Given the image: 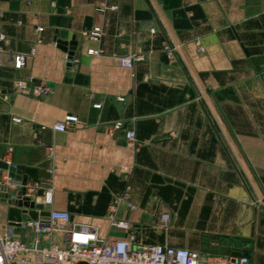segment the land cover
Here are the masks:
<instances>
[{"label":"crops","instance_id":"1","mask_svg":"<svg viewBox=\"0 0 264 264\" xmlns=\"http://www.w3.org/2000/svg\"><path fill=\"white\" fill-rule=\"evenodd\" d=\"M95 26L102 35L89 38ZM0 31L12 52L35 48L22 68L0 66V160L26 176L33 200L51 181L43 210L67 211L99 238L264 264V0H0ZM72 37L68 60L55 38ZM130 54L142 59L121 66ZM37 84L49 92L34 95ZM67 114L75 129L53 130ZM8 177L0 170L12 194L21 185ZM8 207L0 202V236L12 227L28 245L65 243L27 213L9 227ZM21 257L14 264H43Z\"/></svg>","mask_w":264,"mask_h":264},{"label":"built area","instance_id":"2","mask_svg":"<svg viewBox=\"0 0 264 264\" xmlns=\"http://www.w3.org/2000/svg\"><path fill=\"white\" fill-rule=\"evenodd\" d=\"M104 7V4H102L98 8L103 11ZM111 8L116 9L117 7L111 6ZM150 31L154 32V29L152 28ZM101 35L102 30L99 26L93 27L87 33L89 38L94 39L99 38ZM4 41L5 35L0 31V66L3 64L4 58H6L14 67L22 68L26 64L27 59L35 53V48H31L28 53L12 52L3 46ZM164 49L169 55L173 54L174 47L171 45L166 44ZM88 53L99 54L100 50L90 48ZM141 59V55L130 54L119 57V63L121 66L130 67L135 60ZM32 91L34 95L42 96L49 92V88L43 84H37ZM98 105L95 104V106ZM78 122V117L75 114H67L61 120L52 124L51 128L59 132H70L75 129ZM121 127V121H116L113 124L114 129H120ZM124 134L126 138L131 140L135 136L132 130H126ZM48 172L51 173L52 170L48 169ZM8 179H13L15 182L18 181L20 183L19 180L10 176ZM47 184L48 190L43 193L44 204H49L51 201V192L49 191L52 188L51 181H47ZM25 186V195L31 197L30 195L35 191L34 186H30L27 183ZM160 217L163 220H168L170 214L162 212ZM111 225L116 230L125 233L130 227L129 222L126 220H112ZM35 228L38 231L47 230L49 232L62 230L66 236L65 243L63 245L50 243L47 246L28 245L21 241L14 234L12 227H10L0 236V264H14L19 256L25 258L31 251L40 255L43 264H62L65 261L76 259L85 261L88 264H248L249 262V257L246 254H201L186 247H174L163 244H152L146 247L133 246V234H130L129 238H99L97 231L93 227L85 225L75 227L71 225L69 212L61 210H51L48 225L43 227L36 222Z\"/></svg>","mask_w":264,"mask_h":264},{"label":"water","instance_id":"3","mask_svg":"<svg viewBox=\"0 0 264 264\" xmlns=\"http://www.w3.org/2000/svg\"><path fill=\"white\" fill-rule=\"evenodd\" d=\"M57 46L67 53V57L69 60L72 59L73 51L76 45V41L74 37L71 40L66 41L59 38H55ZM0 170H7L10 177L19 180L21 187L20 189L16 190L14 193L10 194L7 191V188H3L0 184V202H5L9 205L8 207V215H7V225L8 226H19L21 225V213H27L30 218L38 222L41 226H46L49 223V211L43 210V203L38 202L36 200L31 199L30 197L26 196V183L27 179L25 175H21V171L17 169L15 166L8 164L0 160ZM43 189L37 190L36 194L38 196L43 195ZM25 209L20 210L21 207ZM29 209V210H26ZM213 251L219 252H226L227 250L224 249L223 251L220 248H213ZM77 262H81L83 264H88L85 261L80 259H76Z\"/></svg>","mask_w":264,"mask_h":264}]
</instances>
